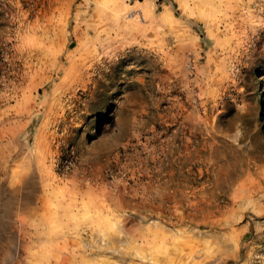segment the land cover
Wrapping results in <instances>:
<instances>
[{
    "label": "rangeland",
    "instance_id": "rangeland-1",
    "mask_svg": "<svg viewBox=\"0 0 264 264\" xmlns=\"http://www.w3.org/2000/svg\"><path fill=\"white\" fill-rule=\"evenodd\" d=\"M0 264H264V0H0Z\"/></svg>",
    "mask_w": 264,
    "mask_h": 264
}]
</instances>
